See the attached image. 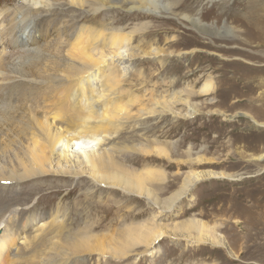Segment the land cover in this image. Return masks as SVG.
<instances>
[{"label":"rangeland","instance_id":"374dc122","mask_svg":"<svg viewBox=\"0 0 264 264\" xmlns=\"http://www.w3.org/2000/svg\"><path fill=\"white\" fill-rule=\"evenodd\" d=\"M169 1L173 3V12L162 9L154 16L137 12L126 15L118 7L88 18L83 17L86 13L81 9L76 14L80 25L104 24L108 30L112 26L127 34L132 32L126 48L140 51V56L134 55L125 62L116 58L105 61L106 68L112 67L108 72L113 76L125 74L118 90L122 89L126 96H139L142 101L129 109L133 118H125L124 128L111 140L118 147L113 151L114 159L132 170L160 171L164 177L152 185L160 199L179 190L194 170L204 173L200 180L166 213L158 204L149 203L146 196L98 186L88 169L77 177L59 174L64 165L54 160L47 165L49 173L39 179L13 181L7 183L8 188L0 187V207L6 218L10 209L17 210L16 217L10 218L16 219L15 224L10 220L15 237L24 225L34 227L32 224L40 221L37 218L29 222V215L44 214L46 221L57 212L58 219L49 221L51 225H45L42 230L57 232L59 228L56 233L59 237L55 236L50 244L51 248L57 247L56 252L62 246L63 251H70L75 231L80 236L83 232L95 234L105 239L102 244L114 246L115 240L110 237L117 236L125 228L124 224L143 221L172 225L197 219L217 226L218 236L227 244L166 235L148 249L136 244L130 255L108 257L89 250L66 256L62 259L64 264H264V0ZM86 10L93 13L91 9ZM183 15L200 16L203 22L217 29L199 31ZM63 20L60 21L65 33L57 41L70 37L66 32L70 18ZM54 34L44 44L59 35ZM96 48L113 50L101 43ZM155 48L160 52L157 55L151 53ZM66 54L61 64L68 59ZM48 62L44 61L43 66L48 67L51 60ZM18 64L17 71L27 67V64ZM45 80L39 89L32 90H45L60 97L62 92L72 93L67 89V81L62 86L51 79L48 83ZM207 80L212 81L213 89L201 92L200 87ZM98 81L95 82L100 84ZM171 94L177 100L173 106L162 108L155 104L154 98L161 101ZM184 98L187 103L181 100ZM60 103L66 109L62 98ZM40 110L36 108L31 115L36 116ZM20 117L31 116L22 112ZM14 131L15 126L0 129V145L5 151H0V170L11 168L14 154L23 152L19 142L5 147ZM149 144L168 145L171 156L136 153L135 146L149 148ZM43 245L41 235L33 244L30 257L37 255ZM8 258L1 264H11Z\"/></svg>","mask_w":264,"mask_h":264},{"label":"bare ground","instance_id":"6f19581e","mask_svg":"<svg viewBox=\"0 0 264 264\" xmlns=\"http://www.w3.org/2000/svg\"><path fill=\"white\" fill-rule=\"evenodd\" d=\"M113 7H118L119 11L126 15L137 12L154 16L159 15L162 9L169 13L173 12V3L169 0L165 2L163 0H0V129L15 126V131L8 137L5 147L10 148L11 144L16 142L24 147L21 148L23 152L14 154L15 159L11 160L10 164L13 165L11 168L0 170V187L8 188L7 183L13 181L39 179L49 173L47 165L56 160L57 163L64 165L59 169V174L77 177L84 175L88 169L90 177L98 186H108L107 188L146 196L149 203L158 204L159 209L167 213L173 208L174 203L189 191L193 183L200 180L203 172L200 173V170L190 172L186 176L189 179L179 190L165 199H160L152 188L153 184H158L162 176L164 177L160 171L145 168L140 171L132 170L118 163L112 156L113 151L118 147L111 140L124 128L125 118H133V114H129L131 111L129 109L142 101L139 96H126L122 89L118 90V85L125 74L113 76L112 72H108L112 67L106 68L105 61L116 58L120 62H125L134 55L140 56V51L132 52L133 50L126 48L132 32L127 34L123 29L117 30L112 26L108 30L104 24L99 26L81 23L80 25L76 11L81 9L86 13L83 17L88 18V15H96L97 12ZM87 8L93 13L86 10ZM183 17L199 31L201 29L208 31L207 28L214 27L203 22L200 16L183 15ZM69 18L70 23L66 26L68 28L66 32L70 37L67 40L62 38L57 41L65 33L62 19L68 21ZM91 19L95 20V16ZM120 19L122 21L123 18ZM54 32L59 35L55 36V39L53 37V41L49 44H44L47 37ZM82 36H86V39L84 40ZM100 43L108 45L110 47L108 49L113 50L109 52L96 50ZM64 53H67L65 56L68 59L61 64ZM151 53L157 55L160 52L155 48ZM48 59L51 60V64L48 67L43 66L44 61H50ZM18 63L27 64V67L24 66L26 69L18 68L20 71H17ZM45 79H48L47 83L51 79L50 81L60 83L62 86L67 81V89L72 93L69 95L62 92L60 97L59 94L53 95L45 90H32L44 85ZM96 80H99L100 84H97ZM211 87L212 81L207 80L200 90L208 93L213 89ZM61 98L65 102L66 109L60 103ZM181 100L187 103V99ZM154 101L162 108L173 106L177 102L174 94L168 99L164 97L161 101L154 98ZM44 102V105H40ZM32 103L37 104L31 106ZM189 105L191 107V104ZM36 108L41 110L36 116H32L31 113ZM22 112H27L31 117H20ZM2 146L0 151H4ZM149 146V148L144 146L134 148L137 154L171 156V149L169 150L166 144L152 146L149 144ZM5 155L7 156L8 153ZM8 156L11 157V154ZM197 159L196 161L199 162V158ZM66 166H69L70 170L67 171ZM111 168L115 171H111ZM211 175L218 174L211 173ZM9 211L10 215L6 218L2 215L0 207V264L7 257H10L8 260L11 264H64L65 261L62 259H66V256L77 255L83 251L89 252V250L108 257L126 256L131 254L132 247L136 244L148 249L166 235L191 237L198 242L226 243L218 236L217 226L197 219H186L172 225L143 221L137 224H124L125 228L120 230L117 236L110 237V240H115L112 241L115 242L114 246L110 244L108 246V243L102 244L105 239L95 234L83 232L80 236L79 232L75 231L70 251H63L62 246L58 248V251L62 249L59 254L58 251L56 252L57 249H54L56 246L50 247L59 230L57 227L58 230L55 232L52 228L59 217L57 212L49 216L46 221L44 214L29 215V222L37 218L40 221L32 224L34 227L24 225L20 228L18 225L20 231L15 237L10 218L16 217L17 210ZM52 220H55L54 225L51 226L53 231H42L45 225H51L52 222L48 223ZM11 221L15 224L16 219ZM41 235L44 236V245L37 255H34L35 251L32 249L34 257H30V250ZM248 241L249 238L246 242ZM152 252L154 250L150 253Z\"/></svg>","mask_w":264,"mask_h":264}]
</instances>
